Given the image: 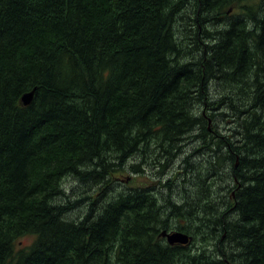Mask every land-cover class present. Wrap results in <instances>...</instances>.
<instances>
[{"label": "trees", "instance_id": "trees-1", "mask_svg": "<svg viewBox=\"0 0 264 264\" xmlns=\"http://www.w3.org/2000/svg\"><path fill=\"white\" fill-rule=\"evenodd\" d=\"M263 14L264 0H0V264H264ZM184 142L180 165L203 149L220 162L192 206L154 161ZM130 171L147 182L103 203Z\"/></svg>", "mask_w": 264, "mask_h": 264}, {"label": "rangeland", "instance_id": "rangeland-1", "mask_svg": "<svg viewBox=\"0 0 264 264\" xmlns=\"http://www.w3.org/2000/svg\"><path fill=\"white\" fill-rule=\"evenodd\" d=\"M264 14L261 16L263 17ZM216 88V86H215ZM217 90V89H216ZM221 111H216L213 112V114H211L210 119L208 120V123L212 124V128L215 129L218 133H224L225 129L230 125L227 124L228 122H226L223 116L219 115ZM222 121V123H220ZM212 129V133L213 132ZM233 129V127H231V130ZM195 133V132H193ZM195 139H191V141H194ZM193 147L194 144L193 143H189V142H184L183 143V150L174 158V157H165V156H161L158 157L156 160L154 161H159L161 163H163L161 167V171L162 173L165 175H169V178H172L173 181L171 183V187H170V192L172 194V200L179 203L181 202L179 199H181V197L184 198V200L187 199L188 203H186L187 201H185L186 204L192 206V204L196 203L198 204L199 200L204 198L202 189L199 187V182L201 180L202 174L203 172H207L208 169L212 168L211 166V161L215 162V163H220L218 160H211L209 158V156L207 155V153L203 154L204 152H207V149H203V151H201L199 154L192 156L191 159L186 160V163L184 165H180L178 163L179 158H184L187 155L190 154V152H193ZM253 146H249V152L252 154L253 153ZM140 157L138 155H131V158L127 161V167L128 170H130V166L133 165V162H136L137 159H139ZM153 157L152 156H147V162L150 163L151 159ZM209 158V159H208ZM208 161H210V165L208 163ZM157 164H154V166H156ZM144 166H146L144 164ZM186 166V167H185ZM146 168L148 169V166H146ZM156 168V167H155ZM157 168H159V166H157ZM151 169H153V167H151ZM154 170V169H153ZM152 170V171H153ZM219 171H221L220 168H218ZM150 171V170H148ZM180 173V176H175L176 173ZM147 174L149 172H146ZM210 173L212 176H217L219 175L218 172H214V170L210 169ZM167 175L165 177H167ZM175 177V178H174ZM144 177L141 174H136L133 171H130L128 173H124V175L118 177L116 184L114 185L115 187H112L110 190H107L105 192H103L104 194L100 197L101 200H104L105 202L103 203H107V201L115 199V197H117L118 195H120L122 192H127L129 189L128 187L136 184V185H141L143 182H147V178H145V180L143 179ZM217 178V177H216ZM67 178H65L66 180ZM64 180V181H65ZM155 180V179H154ZM153 181V180H152ZM213 188V187H212ZM65 191L66 193H70L71 190H73L75 193H77V196L80 195L81 193H84V191L86 190V186H85V182H77V181H67L65 183ZM93 195H95V192L92 193ZM228 197L230 199L234 198V191H230ZM72 200V199H71ZM89 204V201H87ZM102 203V204H103ZM164 206H166L167 208V214H165L167 216V218L169 220L173 219V215H172V208L170 206V204L168 201V204L164 201ZM195 208L196 205H194ZM97 207V206H95ZM82 205H77L73 211L70 214H66L64 219L66 220H72L75 217L81 216L85 210H87L86 208L88 207H84L82 209ZM92 213L97 214L98 211L96 209H92L91 210ZM234 215H232L231 218H233ZM190 221V220H189ZM181 224H186L184 222V220H180ZM202 231H204V229L202 228ZM218 233L219 236V232L216 231ZM190 236V235H189ZM218 236H216V234L213 235L212 239L210 240V243L212 246H210V249H216L219 247V245H222V243L217 242L218 240ZM32 237L27 236V237H23L20 242V244H27L30 242ZM191 242V237L188 243L184 244V247H187L189 245V243Z\"/></svg>", "mask_w": 264, "mask_h": 264}, {"label": "water", "instance_id": "water-1", "mask_svg": "<svg viewBox=\"0 0 264 264\" xmlns=\"http://www.w3.org/2000/svg\"><path fill=\"white\" fill-rule=\"evenodd\" d=\"M34 90L25 92L21 96V103L23 105H28L33 98ZM162 236L166 238V241L170 244L173 243H187L189 241V237L186 234H183L181 232H166L162 231Z\"/></svg>", "mask_w": 264, "mask_h": 264}]
</instances>
